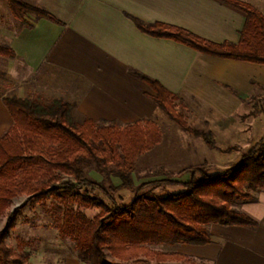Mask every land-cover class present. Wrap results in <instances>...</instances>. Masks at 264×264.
<instances>
[{"label": "trees", "instance_id": "1", "mask_svg": "<svg viewBox=\"0 0 264 264\" xmlns=\"http://www.w3.org/2000/svg\"><path fill=\"white\" fill-rule=\"evenodd\" d=\"M246 15L238 43H216L184 28L144 24L138 28L152 37L170 39L204 55L264 65V15L251 4L220 0ZM13 17L26 27L28 14L58 22L48 11L22 0H8ZM0 56L15 52L0 45ZM154 90V100L184 132L216 147L212 133L196 130L175 107L179 100L160 82L145 77ZM14 119L12 129L0 137V218L12 227L18 214L8 215L16 198L47 203L51 226L62 239H73L83 264H205L179 252L152 250L154 244L204 246L211 242L210 226L256 227V222L235 208L239 202H255L264 193V141L244 152L236 163L212 175L206 163L181 171L186 182L162 179L134 188L132 173L138 159L162 143V133L153 122H138L124 128L85 119L77 122L75 106L63 100L49 103L39 98H3ZM263 114L264 107L252 115ZM105 124V125H102ZM235 148L227 149V153ZM113 167L120 189L134 193L127 204L106 205L88 189L103 190L100 182L85 176L84 165ZM177 186L184 190L164 197L143 192L150 186ZM98 210L89 218L82 210ZM8 230L0 233V264H31L30 255L6 244ZM111 256L113 261L108 260Z\"/></svg>", "mask_w": 264, "mask_h": 264}, {"label": "crops", "instance_id": "2", "mask_svg": "<svg viewBox=\"0 0 264 264\" xmlns=\"http://www.w3.org/2000/svg\"><path fill=\"white\" fill-rule=\"evenodd\" d=\"M22 1L48 11L58 22L28 14L26 21L33 27H26L10 8L17 24H4L0 18V45L15 52L13 58L0 56V137L14 126L3 102L7 96L39 98L45 103L63 100L75 106L77 122L92 119L120 123L124 128L157 122L160 108L145 77L160 82L179 100L195 98L219 108L224 98H209L206 90L213 86L229 94L227 88L237 81L244 89L252 75L241 77L239 72L264 69L251 66L264 65L216 58L170 39L152 37L136 24V20L171 24L212 42L236 44L246 15L220 0ZM237 1L251 4L264 15V0ZM230 62L249 65L234 71ZM30 203L37 201L29 199ZM236 207L256 227L211 225V242L195 246L196 256L185 255L205 264H264V193L257 194V201L239 202ZM15 212L20 210L10 213ZM22 220L19 213L14 226L22 225ZM10 226L8 217L0 218V232L11 228L8 239L12 243L15 232ZM46 227L57 231L51 220ZM13 242L17 249L23 246L31 264H47L51 259L52 244L33 251L24 241L21 245ZM55 260L57 264H81L68 255Z\"/></svg>", "mask_w": 264, "mask_h": 264}, {"label": "rangeland", "instance_id": "3", "mask_svg": "<svg viewBox=\"0 0 264 264\" xmlns=\"http://www.w3.org/2000/svg\"><path fill=\"white\" fill-rule=\"evenodd\" d=\"M0 12V18L4 24H17V21L10 15L7 0L0 2ZM230 63H233V66H230L233 67L232 70L234 71L249 65L238 62ZM232 74L230 78L234 79L235 74ZM250 75L252 76L248 79V88L247 85L244 89L239 88L241 84L239 81L234 84L233 88H227L230 96L218 87L211 86V89L206 90L209 98L217 100L224 98L225 101H222L223 106L219 108L209 107L203 101L195 98L192 100L181 99L175 102L176 110L184 116L188 125L196 130L213 134L216 142V147L213 149L208 147L202 138L184 132L164 111L159 109L156 116V125L161 130L162 143L138 159L135 171L132 173L134 188L144 183L156 182L162 179H175L186 182L189 180L190 175L180 176L181 171L203 163L209 166L212 175H217L239 161L244 152L264 141V116L263 114L252 115L254 110L257 111L264 107V69H261L260 73L257 69H246L239 72L241 77ZM230 97L233 99H230ZM110 124L123 128L120 123L112 122ZM229 148H235V150L227 153L226 151ZM83 168L86 177L100 182L103 187V190L88 189L89 193L102 200L109 207L115 204H127L134 199L132 191L119 188L121 180L116 176L117 171L113 167L106 169L97 167L95 163H89L85 164ZM183 190V187L158 185L150 186L143 192H150L153 196L164 197L170 193ZM16 199L19 201L13 202L15 204L9 209L8 215L13 214L10 213L12 210H20L16 213L22 214L23 223L17 225L18 227L10 226L15 233L11 238L12 243H9L10 239L7 235L6 244L8 246L17 251L18 249L13 240H16L18 245H21L20 242L24 241L25 245L29 244L30 249L34 251L38 247L52 244L54 249L51 256H49L51 259H47V264H57L55 259L66 255L74 257L83 264L77 256V247L73 239H62L59 232L47 230L46 226L50 221L48 206L51 200H48L45 204L39 202L28 204L29 199L26 197ZM236 206H238V203L235 204L237 209ZM82 211L89 218H94L99 212L96 209H83ZM5 230H8L9 234L11 228L8 227ZM21 247L23 248V246ZM149 247L155 251L180 252L194 256L197 254L193 251L198 248L184 244H154ZM107 258L109 261H113L111 256Z\"/></svg>", "mask_w": 264, "mask_h": 264}, {"label": "clouds", "instance_id": "4", "mask_svg": "<svg viewBox=\"0 0 264 264\" xmlns=\"http://www.w3.org/2000/svg\"><path fill=\"white\" fill-rule=\"evenodd\" d=\"M258 222H260V221H258Z\"/></svg>", "mask_w": 264, "mask_h": 264}]
</instances>
